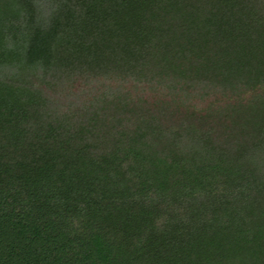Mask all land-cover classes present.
<instances>
[{"label": "trees", "instance_id": "obj_1", "mask_svg": "<svg viewBox=\"0 0 264 264\" xmlns=\"http://www.w3.org/2000/svg\"><path fill=\"white\" fill-rule=\"evenodd\" d=\"M0 264H264V0H0Z\"/></svg>", "mask_w": 264, "mask_h": 264}]
</instances>
